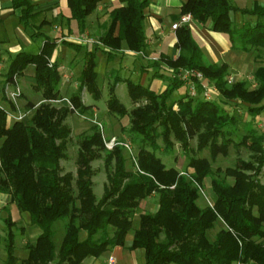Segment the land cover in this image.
<instances>
[{
	"label": "trees",
	"instance_id": "obj_1",
	"mask_svg": "<svg viewBox=\"0 0 264 264\" xmlns=\"http://www.w3.org/2000/svg\"><path fill=\"white\" fill-rule=\"evenodd\" d=\"M66 1L69 9L66 20L74 22L79 31H83L86 17L101 2ZM147 5L148 0H118V5L109 11L108 22L99 37L102 46L88 48L67 38L48 36L41 31L44 19L38 25L32 24L35 16L32 0H11V8L18 11L19 23L33 31L31 37L42 35L43 42L37 52L21 50L10 59L3 83L13 84L14 78L32 65L33 88L41 93L42 100L59 98L61 65L52 56L60 42L85 48L78 91L85 89L98 100L97 49L101 48L107 59L122 53L124 48L142 52L147 46L143 26ZM236 11L255 16V22L236 26L230 17ZM184 14H190L199 24L209 22L212 31L227 34L236 48L245 52L252 47L264 51V1L252 7H238L231 0H185L177 18ZM174 30L178 55L172 59L160 54L144 67L173 73L161 92L119 76L108 89L107 112L117 117L129 116V134L140 137L136 160L131 161H136L133 170L126 168L122 146L105 148L96 125L79 137L76 179L71 171L63 170L61 160L67 158L71 133L65 120L71 113L83 114L91 108L79 94L70 96L72 108L27 101L26 110L32 114L23 120L7 115L15 113L11 101L0 109V193H8L17 210L28 214V224L40 230L34 243L26 245V256L19 258L15 254L14 221L9 215L4 217L6 258L1 264H83L87 257H99L110 248L123 246L130 232L133 236L129 248L143 250V264H264V183L258 178L260 173L264 174V135H256L249 125L252 160L240 161L224 170L213 171L206 157L191 156L188 167L192 172L181 174L175 167H166L156 153L158 138L165 151L173 149L175 140L188 154L192 150L190 140L195 137V150L208 149L212 159L219 153L226 154L233 142L227 127L235 125L236 119L219 102H244L247 112L254 117L264 110V63L253 71L255 87L250 88L245 79L229 82L228 65L205 60L188 24ZM180 69L200 71L206 80L213 82L219 99L191 96L186 87L185 92L173 99L174 93L184 87L176 76ZM119 81L125 82L132 102H145L128 110L115 94ZM196 85L200 91V84ZM245 141L243 137L239 143ZM101 158L106 183L98 199L93 192L95 170L91 163ZM206 177H210L213 199L210 205L201 207L196 183L202 184ZM227 177L232 179L231 183ZM152 193L158 196V207L152 213L140 214L139 225L133 228V216L141 201ZM59 220L65 223L57 244L54 225ZM218 221L223 226L210 238L208 231Z\"/></svg>",
	"mask_w": 264,
	"mask_h": 264
},
{
	"label": "rangeland",
	"instance_id": "obj_2",
	"mask_svg": "<svg viewBox=\"0 0 264 264\" xmlns=\"http://www.w3.org/2000/svg\"><path fill=\"white\" fill-rule=\"evenodd\" d=\"M114 5V4H113ZM237 18H239V14L236 15ZM264 20V18H263ZM53 28V26H51ZM21 30L27 34L26 36L31 40L30 44H27L23 39L20 38L18 34H15V39L22 45V49L30 52H37L41 43L43 42V36L37 35L31 37L30 34L33 32L28 28L23 27ZM47 27L43 28L42 30L46 33H54L52 32V28ZM59 34V33H57ZM63 35L60 34L58 37H62ZM86 39L92 38L93 41L90 43L88 41H78L75 38L70 39V41H74L76 43H81L82 45L90 48V46L93 48L94 45L102 46V44L99 41V38H93L91 36H86ZM12 43V42H11ZM80 44V45H81ZM3 47L10 50V44H6ZM85 50V48H82ZM76 51L75 47L71 45L63 44V47L57 48L54 50L53 59H57L62 62L64 65L66 62H68L73 55V53ZM264 51L262 49H257L255 47L250 48L248 53V58L250 60H255V62L264 63ZM114 56V55H113ZM122 56V67H118V60H115L114 62L111 61V59H107V54L101 49L98 48L96 51V57H95V70L97 72L96 82L97 86L100 92V98L98 100H94L91 96V94L86 91L85 89H82L80 92L78 91V76L80 74V71L82 69L83 65V57L80 60V62H75L70 65V63H66V65L62 66L61 68V81L59 83V90H60V97L55 99H50L47 101L42 100L41 93L39 91H36L33 88V79L32 76H29L28 82L25 79H22L21 82L18 80V84L20 85V91L21 94L15 101V112L18 110L20 111H26L27 112V118L31 116L32 112L26 110V104L27 101H32L35 105H38L40 102L44 101L48 103L50 106H53L55 108L60 107H68L69 105L72 106V102L70 100V96L73 94H79L81 100L84 104L89 105V103H95L96 105H91V108L83 113H71L67 116L65 122L69 125L71 129L69 141H68V149H67V158L61 160V166L64 171H71L74 175V178L76 179V170H77V163H76V155L78 150V140L81 134H85L89 132V128L91 126H97L98 130L100 129L97 123H100L102 125V133L99 132L102 136V140L104 143V146L107 150H111V147H108V143L111 138H115L118 141L121 142H127L129 145V148L122 146V152L124 157L126 158V168L129 170H133L136 166V161L132 163V160H136V154L140 147V137L132 136L129 134L128 129L130 127L129 123V116L124 117H117L115 115L110 114L107 112L106 109V100L108 98V89L111 83L114 82V79L119 77H128L134 82L139 81V74L134 70V65L131 64L132 57L128 56L126 54L120 55ZM12 57V55H11ZM62 57V58H61ZM131 57V58H130ZM256 58H260L262 60L258 61ZM11 59V58H10ZM10 59L6 57L4 59V66L5 69L0 70V84L4 80V73L6 72V69L8 67V64L10 62ZM142 59V58H140ZM141 61L136 60L135 67L137 65H140ZM127 65V69H124V65ZM130 64V65H129ZM113 68V70H112ZM119 68V69H118ZM232 79H245L248 82V85L250 88H253L256 86V81L253 77V73L251 71L247 72H236L235 74H230ZM166 76H170L169 71H166L163 75V79L167 81ZM173 76H171L172 78ZM170 78V79H171ZM169 79V82H170ZM232 80V81H233ZM64 82V83H63ZM120 82V81H119ZM116 84L115 87V94L120 100V102L128 109L144 103L145 101H137L132 102L131 99L128 96L127 88L125 82L121 81ZM185 85L184 87H180L173 95V99H176L179 97L180 94L185 92ZM187 88V87H186ZM212 98L219 99L217 90L214 91ZM25 97V98H24ZM25 101H24V99ZM62 98H66L69 100L70 104L65 103L66 101H56L60 100ZM211 98V99H212ZM205 99V98H204ZM215 99V100H216ZM210 100V99H206ZM1 102L3 106L7 105V102H10L9 100H4ZM222 108L229 114L235 117L236 124L228 126V130L230 131V138L232 139V144H229L228 150L226 154L219 153L216 155L214 159L211 158L210 152L208 149H204L202 151L195 150L196 148V138H192L190 140V146L192 150L186 154L181 149L179 143L175 140L173 149L170 152L165 151L164 144L160 138L157 139V143L159 148L156 150V153L166 167H175L177 170L180 171L181 174H188L192 172V169L188 167L189 157L191 156H202L206 157L211 162V168L214 171L216 168H221V170H224L228 167H235L239 164L240 161L244 162H250L252 160L253 152L250 149V130L248 129L249 125L252 126V131L257 134H263L264 135V110H262L258 115L255 117L252 116L247 112V104L244 102H240L238 100L232 101V102H219ZM93 107V108H92ZM173 108H177V105L174 104ZM100 131V130H99ZM243 137H246V141L244 143H239ZM1 141V140H0ZM116 141V140H115ZM117 141V142H118ZM115 146V145H114ZM263 146H264V140H263ZM133 157V158H132ZM92 168L95 170V174L92 178L93 180V192L95 196L99 199L104 191V185L106 183V174L103 167V159H97L94 160L91 163ZM220 177H223V173L219 174ZM258 178L262 183H264V174H259ZM75 179L73 181V185H75ZM228 182H232V179L227 177L226 178ZM196 186L198 188L199 192V198H198V204L201 207L208 206L212 203L213 199V192L211 190L210 185V177H206L202 184H197ZM4 205V210L0 213L2 217L0 216V264L5 260L6 253L4 250L5 245V236H6V224L3 222V218L6 216H10L12 221H14L13 230L16 233V252L15 254L20 258L23 255V248H21V241H20V228H25V226L28 224V214L26 212H19L16 208V206L10 202L9 194L8 193H0V205ZM158 207V196L156 193H152L146 198H144L139 208L136 211V214L133 216V227L139 225V215L143 213H152L156 210ZM65 223V220H59L55 223L54 229H55V236L54 239L56 243L58 244L63 231V225ZM223 226V223L218 221L214 228L210 229L208 231V236L210 238H213L216 231ZM83 235V234H82ZM141 252H143L141 250ZM142 254V253H141ZM113 255V254H109ZM108 255V256H109ZM114 256V255H113ZM115 257V256H114ZM142 262L144 261L143 256ZM116 258V257H115Z\"/></svg>",
	"mask_w": 264,
	"mask_h": 264
},
{
	"label": "crops",
	"instance_id": "obj_3",
	"mask_svg": "<svg viewBox=\"0 0 264 264\" xmlns=\"http://www.w3.org/2000/svg\"><path fill=\"white\" fill-rule=\"evenodd\" d=\"M184 1L185 0H148V5L144 9L143 20V26L147 38L146 48L138 53L124 48L122 53H117L111 59L113 62L118 60V67H122L121 62L123 58L120 55L126 54L131 56L132 58H130L132 59V62L130 63L134 65V70L140 75L138 82L144 86H149L157 92H161L165 88L173 73L171 71L169 72L170 76H166V81L163 79V75L167 71L166 69L157 67L145 69L144 67L152 60L157 59L160 54H164L172 59L178 55L179 51L175 46V30L171 28V25L180 19L177 18V16L179 15L180 7ZM263 1L264 0H231V2L238 7H252L253 4L263 3ZM32 2L35 5V16L31 19L32 24L38 25L41 20L44 19L45 23L41 28V31H43V28H52L51 26H53L52 32L54 33L48 34L44 31L43 32L51 37L62 34L63 36L60 40L64 38H67L68 40L73 38L84 39L86 36L99 38L104 31L105 24L108 22L109 11L118 5V0H101L96 9L86 17V27L83 31H79L74 22L68 23L66 20L69 15L66 0H32ZM237 14H239V18L236 17ZM230 17L238 27L247 22H255V16L242 14L239 11L231 13ZM187 24L191 29L193 37L200 45L206 61L217 64L223 62L226 63L231 70V74L247 71L253 73L254 69L258 66L259 62H255L254 59L250 60L247 52L232 46V42L227 34L212 31L209 28V22L206 24H199L191 19ZM20 27L21 24L18 20V11L11 8V0H0V70L5 69L4 59L6 57L10 59L17 52L23 50L19 40L17 41L15 39V34H18L21 39L27 44H30L31 40ZM6 44H10V50L3 47ZM58 47H63V44L59 42L57 48ZM82 48L84 47H81L80 49L75 48L76 51L66 63H70L71 65L75 62H80L84 54ZM90 48L92 47L90 46ZM137 59L140 60L141 63L135 67ZM256 60L260 61L262 59L256 58ZM61 61H59V63L62 68L66 63L63 65ZM127 68L128 67L125 64L124 69L122 70ZM33 74L34 67L30 65L27 66L24 73L17 79L20 80V82L22 79H25L28 82L30 75L32 76L31 79H33ZM116 88L117 87H115V89ZM89 105L96 104L89 103ZM3 206L4 205L2 204L0 205V213L4 210ZM0 216L2 217V215ZM137 227L138 226H134L133 228ZM19 230L21 233L20 247L24 250L23 255L20 258H23L27 254L26 245L34 243L40 230L36 226L31 225H27L25 228H20ZM132 236V232H130L126 235L125 244L123 246L110 248L104 251L99 257H87L83 264H106L109 254H113L116 257L115 264H143L144 261L142 262L141 255L143 258L144 255L143 252H141L142 249L131 250L129 248ZM16 248L17 244L15 242V252Z\"/></svg>",
	"mask_w": 264,
	"mask_h": 264
},
{
	"label": "built area",
	"instance_id": "obj_4",
	"mask_svg": "<svg viewBox=\"0 0 264 264\" xmlns=\"http://www.w3.org/2000/svg\"><path fill=\"white\" fill-rule=\"evenodd\" d=\"M192 19L190 14H184L180 17V19L176 22H174L171 25L172 29L177 28L181 24H187ZM78 41H88L89 43L93 41L91 38L89 39H81V38H75ZM176 76L184 82V85L187 87L188 92L191 96H198L201 95L205 99H211L214 91H216V87L214 86L213 82L210 80H206L203 76V74L200 71L193 70V69H180L179 72L176 74ZM14 83H1L0 84V109L3 107V104L1 102V99L4 97L6 100L11 101L12 103H15L17 98L20 96V85L18 84V79L14 78ZM228 81H232V77H228ZM196 82L200 84V91L197 89ZM58 102L60 101H66L65 103L70 104L69 100L66 98H62L60 100H56ZM70 108H72L71 105H69ZM12 119L17 120H23L27 117L26 111H20L18 110L15 113L9 112L7 114ZM99 126V130L102 133V125L100 123H97ZM116 140V141H115ZM115 139L114 137L110 139L108 143V147H113L116 144L124 145L125 147L129 148V145L127 142H121ZM133 158V157H132ZM116 259L113 255H109L106 260V264H115Z\"/></svg>",
	"mask_w": 264,
	"mask_h": 264
}]
</instances>
